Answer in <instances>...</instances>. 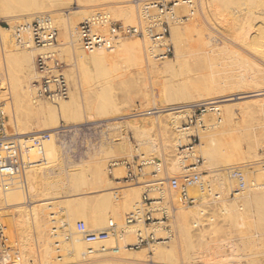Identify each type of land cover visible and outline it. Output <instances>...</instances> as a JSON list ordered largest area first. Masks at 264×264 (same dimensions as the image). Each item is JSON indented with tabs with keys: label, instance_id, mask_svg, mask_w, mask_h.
I'll list each match as a JSON object with an SVG mask.
<instances>
[{
	"label": "rangeland",
	"instance_id": "rangeland-1",
	"mask_svg": "<svg viewBox=\"0 0 264 264\" xmlns=\"http://www.w3.org/2000/svg\"><path fill=\"white\" fill-rule=\"evenodd\" d=\"M38 1L43 2L45 4V7L41 10L44 12H35L33 14H27L30 12L22 11L19 9L18 3L20 2V0H0V31L4 34L10 32L12 35V39L15 42L16 40L14 39V33L17 34V32H21V36L23 34L25 39H27V36H31L32 38L31 30L29 28L28 32H26L25 29H21L20 27L30 24L33 19L40 14H49L51 19L54 17L52 21L57 30V41L55 45L51 47L50 50L55 51V56L57 59H59L61 63L62 73L65 76L69 85L68 97L63 100H70L69 96L72 95L73 102L71 105V110L67 116H64L60 113H51L47 111H44L43 113L34 112L27 107L12 102L15 100L12 95L8 92V88L14 87L16 81H26L25 83H28V85L30 84V86H32V81H34L38 77V73L27 72L25 76L19 69L17 63L12 60L13 58L8 59V57L11 55V47L7 46L5 48L6 50H4L2 47L3 45L0 43V86L4 87L7 91L6 94H3V96H1L0 94V109L3 111L4 116V130L9 136L24 139L31 138L33 135L41 134L44 139L43 146L45 159L44 163L36 164L26 171V189H23L18 185H12L7 188L6 193L8 191L9 193H11V202L13 203L9 206L5 204V206H0V224L3 228L4 240L7 246L10 248L11 252L14 253L13 243L6 232L5 223L11 218V216L8 215L12 213L17 217L18 214L21 213L20 210L23 209L27 214V222L24 224L29 227L28 230H30V232H33L30 233V236H32L31 238H33L31 239V241H33L32 244L34 245H32L34 252L31 253L27 251L24 256L26 264H75L77 260L75 259V257H72L70 253V251L72 252L74 250L73 243L71 242V231L76 230V223L78 221H82L85 224V222L89 221L92 216L101 213L103 214L102 216L105 219L104 222L100 223L96 227H92L91 230H101L107 225L110 220H112L116 224V229L118 231L120 230L121 232L110 236L106 240L97 241L94 245H87L85 246L86 248L90 247L95 250H98V252H105L107 253V255L112 256L116 254L113 248L119 247L120 250H124L125 248H128L125 247L127 244L132 245L136 243L138 233H140L142 237L147 236L151 232L156 238L165 236L166 229L164 226L167 225V228L170 229L171 236L163 243L158 244L157 241H150L149 243L140 245L138 248H128L127 250L132 251V253H134V251L138 252L146 250L145 252L147 253V255L153 256V248L157 246H165L163 253H161L160 256L156 258L158 263L198 264L204 258V246L207 242L206 240H209L211 242V245H214L215 243L219 247L221 245L220 241L222 239H226V237L230 238L234 234H232L229 229V227L231 228V224L233 228L235 226L233 220L234 216L232 215L233 211H228L229 213L226 211H220L217 205L218 202H212L213 200H210V195L208 198H202V200L198 201V198H200L203 193L207 194L208 192L207 187L205 189H201L197 186L199 184L197 183L196 186L199 188L198 191L196 189L197 187H191L189 189V194L196 198V201L194 203H179L177 193L174 195V197L171 196V199L169 200L171 201V205H173L175 209L173 211H169V217L167 220H164L163 222L156 225H148L143 221H139L135 224H130L128 226L125 223V215L141 204V196L144 190L146 189V185L155 177H153L151 174L153 166L148 164L143 166L142 172L140 175H138L136 180L125 182L123 180V177L125 176L126 171L123 163L124 161H132L136 160L137 158H154L162 165V155L160 156V154L156 153V151L150 147V140H153L155 137L157 139L160 138V136H158L159 123L157 119V112L159 110L173 108L185 104L189 105L188 108H179L180 110L184 111V113L186 111H189V113L184 116L181 122V127H189V129L186 130L188 131L186 137L182 138L181 143L183 145L181 144V146H179V150H182V152H186V150H184L186 148L185 146H188L190 142H192V144L194 145L200 143V135L203 132L202 128L205 127L204 117H207L206 115H209V112L212 110L206 109L199 101L200 99L197 95V100L196 97L195 99H193L192 97L186 102L174 101L173 98H175V96L181 97V95L187 94V90H189L190 92L192 91V93H194L196 90L198 92L201 89L202 85H205L203 84L204 82L201 83L203 81V77L206 76L205 78H207L208 80L209 78H211L206 75L207 72L210 76L212 75V77L214 78L210 79H213L215 81L214 82L212 80V82H214L212 83V86L215 85L217 87L218 85V95L221 100L228 101L230 102L228 104H234L235 106L237 104L239 105V103H244L245 100H248V95H251L255 89L252 87L249 88L246 83V85L242 83V87L240 86L241 83L238 82L241 79H239V74L243 72L246 73L243 68L247 67L243 65L245 62H243L244 60H242L241 62V57L239 56L243 53L242 57L245 56L249 57V59L252 58L257 60L262 66H259V68L262 69L264 67V54L256 52L260 48H254L255 46L253 44V47L251 45H243L240 40H238V36L236 35H238L239 31L237 29L242 26L241 23L243 22V25L246 26L247 33L249 29L252 28L250 29L251 31H249V33L251 32L252 34L253 30L258 25L259 27L264 26V24H262L264 23V0H249L250 2L248 0H240L236 3H225L226 6H224L225 4H220L222 6L218 5L217 8H219L220 6V12L218 11L219 9L216 8L217 14H215L214 18L211 15H209L208 18V30L212 32L214 36V42L212 46L209 47L205 44H199V41L197 40L196 36H194L195 38L193 37L194 41H192L193 39L191 38H187L188 40L192 41V43H189L190 41H188V43L191 44V48L185 45V51H187L188 49L187 52H189L188 54L186 53L188 57L184 56V59V57L181 56L183 58L180 57L181 59L179 58L180 60L176 61L177 63L174 64V68L170 69V72L167 71L168 73L165 72V77L162 75L163 77L161 76L160 78H158L156 74L153 75L151 73L153 77L151 75H148V71L145 72V70V74H143L144 72L142 73V70H139L138 67V69L136 70V66H133L131 64L132 61L130 63L132 66L131 68H129L131 69V72H129V69L127 71L124 69V67H126L128 64L125 60L124 62L123 59H119L118 61L115 60L106 62L103 66H94L93 64L88 63L85 64V67L83 65L82 68L81 66H76L73 63V60L70 58L71 55L69 49L71 45L69 44V41H71L70 39H74L77 36V42L79 43L77 27L80 22L86 19L84 18L86 17L84 16L86 14L83 11L90 10L92 13L98 10L107 11L110 14L111 18L117 23L132 25L135 24L137 21V8L136 5L133 3L134 0ZM142 1L146 0H140L139 2ZM191 1L192 8L188 7L189 5L186 2L184 3V7L180 6V8L177 7L176 9L174 8L175 10H173V16L175 18L176 16L177 18L179 17V19L181 20L180 22L182 23L188 22L187 14H189V9L196 10L195 7L197 6V0ZM241 2H243L244 5ZM130 7L134 9V19L132 16V18L130 16L126 17L130 14L128 12ZM82 8H84V10ZM241 10L242 13L245 14V17H243L244 14L240 13ZM250 10H253L255 13L253 11L252 13ZM217 11L219 13L223 11V13L219 14ZM247 12H249L248 16ZM250 13H252V15L257 14L256 16L258 17L260 15L263 20L260 17L254 18L255 15L252 16ZM240 16L242 17V20L240 19ZM249 16H252L251 20H247L250 19ZM253 18L255 20H252ZM246 21L248 22L246 23ZM171 22L172 21H170V27ZM250 22L253 23L250 24ZM237 24H240L239 27L237 26ZM247 24H250L249 27ZM211 25H213L214 27H212ZM74 31H76V35L73 33ZM28 33L31 35H29ZM169 33V41L172 44L173 53L167 58L176 59V47H174L175 42L171 37V28L169 29ZM64 38H66V40H64ZM118 40H144V38L128 36L120 38ZM146 40L149 41V39L147 38ZM117 41H115V43H117ZM67 42L69 44V48L68 45H61ZM147 42V45L150 44L148 48H151V41H149V43ZM115 43L113 44V48ZM195 44L198 45L195 46ZM221 44L227 46L222 47ZM32 45H34L33 42ZM64 47H67L69 52L63 51L64 49L62 48ZM202 48H209L210 51L203 50ZM231 49H234L233 51L235 52L232 51L231 53ZM251 49H253V51H256L252 52ZM7 50H9V52H7ZM41 51L43 52L45 51V49H36L35 55ZM146 51L148 52L147 55L145 51L144 53H142L144 60L146 58L152 57L151 50ZM190 51H192V53ZM206 51H208L207 56L209 55L208 57H211V61L210 58L206 56ZM215 51H218L220 54ZM214 53L216 55H214ZM8 54L10 55L8 56ZM149 55L151 57H149ZM257 55H259V57H262L263 59L259 58ZM204 57L206 59L208 58L209 60L207 59V61ZM221 57H223V60ZM236 57L237 59H235ZM164 59H158L157 61L161 62V60ZM214 60L218 62H214ZM200 62L203 64H201ZM218 63H220L219 65H221L223 68L219 66ZM207 67L209 68V70H207ZM225 69L229 71H226ZM66 70H68V72L72 71L70 72L72 73L71 79L68 77V73ZM123 70L126 72V74L130 73L131 76L130 74L126 75L125 73V75H122V73L124 72ZM132 70L136 73H134ZM220 70H222L223 73L221 72L220 74ZM137 71L139 72L137 73ZM249 71L252 72V70ZM200 73L204 75L202 76ZM228 73H230V75ZM261 74L255 72V77L256 75L260 76V78L263 77L261 79H258V77L257 81H262L264 79V73L262 74V76ZM215 78L218 80L221 79L219 81L217 80L221 84L216 82ZM232 78L234 79V81H232ZM207 79L205 83H208ZM210 80L209 83L211 82ZM208 85H211V83ZM220 85L223 88H220ZM225 85L229 86L226 87ZM262 85L263 83L257 88V90L263 88ZM224 87H226V89ZM197 88L200 89L198 90ZM185 91H187V93H185ZM32 93H34V90H32ZM32 96L34 99H36L35 94H33ZM37 101H41V103L48 105H56L55 103L52 104L50 101L45 99H38ZM237 115H239L238 111H236V116ZM38 119L44 120L46 122V125H44L43 127H38L36 125ZM54 128L56 129V133L47 132L49 129ZM190 135H194L195 142L192 141V138L190 139ZM139 140L141 142H144V140L147 142L140 143ZM118 141H124L126 143V145L130 148V154H123L122 152L116 150L117 148L115 147L116 143L118 144ZM157 141H161V139ZM194 148H196V146ZM172 154L173 153L170 149L163 151V155H165L163 157L165 158H171ZM166 155H168V157H166ZM30 157L31 159H41L40 156L38 157V155H36L34 151L30 153ZM195 157L200 158V162L196 170L200 171L201 175H209L210 173L208 171L212 169L213 171H211L213 172V175L211 174V177H214L215 170L217 172L218 170H221L224 166V164L218 162L213 168L211 167V169H205V167H203L204 159L202 152L200 151V149H197V151L192 157H187L185 158L184 162H181V165L184 167L182 169L183 171L181 170L180 172L178 171L174 174L168 173L166 171L163 172V174H161L160 176H181L187 173L189 171L188 169H186L187 165H190L192 162H194ZM217 164L220 165L218 166ZM98 169L105 170L106 178L108 180L107 182L98 183L96 181V178L95 180L92 178L93 172ZM218 174H220L221 176V172H218ZM91 178L94 181H92ZM216 178L220 182V177H217V173L216 176L212 179L213 181L210 178L209 182H217ZM233 178L234 180H236L234 181V186L232 187V190H230L227 194L229 199H232L235 193L239 192L236 191L239 179L235 177ZM243 180L245 181L246 178H243ZM218 184V182L215 183V187H217V189H219ZM244 184L246 185V183ZM213 186L214 185L212 183L209 187L211 188ZM0 189L3 190L1 186V181ZM217 189L214 188L215 191H217ZM115 191H118L117 197H114ZM160 195L161 194L157 191H149L148 193V196L151 198H155ZM0 196L3 197L2 195ZM68 203H70L69 207L66 206L68 205ZM162 203L152 204L151 207H159ZM195 204L197 205L195 207H192L193 211H190L191 208L189 206H194ZM178 206H182L183 209L189 211L184 221V236H181V234L179 233V225L176 222L175 213L176 208ZM15 208H17L18 210ZM67 210L69 213L66 212ZM100 210H102V212ZM70 211L73 212V215ZM211 215L214 218V221L218 223V226L215 229L216 231H207L209 226H205L207 229H205L204 227V225L208 224L207 222ZM5 216L9 219L6 220ZM35 216H38L41 224L48 226L47 233L49 234V246L52 249L50 262H43L38 258L37 255V243L35 240L36 238H34L36 237V235H34L36 233L33 227V220ZM152 216L159 218L161 216V213L159 210L153 211ZM227 224H230V226H228ZM88 227L90 228L91 226ZM88 227L86 228L88 229ZM24 234H22V236H24ZM77 234L80 235L78 232ZM80 237L82 236L80 235ZM211 237L212 239H209ZM211 240L214 242H212ZM238 244L240 246V241L238 242ZM241 245L242 247H240L243 248L244 251L245 249L242 242ZM244 245L246 247V244ZM240 247L238 249L239 253H241ZM247 247L249 246L247 245ZM102 248H105V251H100V249ZM243 251L242 253L248 251V248L246 249V251ZM224 254L225 253L221 252V255ZM65 255H67V257ZM151 256H148L147 259H153ZM13 260L14 264L19 263L18 259ZM146 264H150V262L147 261Z\"/></svg>",
	"mask_w": 264,
	"mask_h": 264
},
{
	"label": "bare ground",
	"instance_id": "bare-ground-1",
	"mask_svg": "<svg viewBox=\"0 0 264 264\" xmlns=\"http://www.w3.org/2000/svg\"><path fill=\"white\" fill-rule=\"evenodd\" d=\"M136 1H140V0H136ZM183 1L179 0L180 4L178 3L174 8L175 9L177 7L180 8V6L184 7L185 2H183ZM190 1H188L187 4L189 5L188 7L192 8V4H191L192 1L191 2ZM238 1H240V0H197V4H196L197 6L195 7L196 10L195 9L194 10L189 9V11H188L189 12V14H187V18H188L187 21L188 22L182 23V22H180L181 20L179 19V17L178 18H177V16H176V18L174 17V19H172L170 28H171V37L175 42L174 47H176L175 48L176 59L166 57V59L161 60V62L160 61L158 62L157 61L158 59H156L154 54H153V48H152L153 46L151 44V48H148L150 44L149 45L146 44V42L148 41V40H146V38H144V40H126V41L125 40L119 41L117 39L119 42L116 40L117 43H115L114 48L112 46V48L108 49V51L100 50V48H95L93 50H89L86 52V50L81 46V44H79L80 42L79 43L77 42V38H76L77 36L74 39H70L68 37L71 40V41H69V44L71 45V47L69 49L70 55H71L70 58L73 60V63L76 66H81L82 68H83V65L85 67V64H88V63H91L94 66H103V65H105L106 62L115 61V60L118 61L119 59L120 60L123 59V61L125 60L128 64L127 65L128 67L126 66V64H125L126 67H124V69L126 71L129 68H131V66L133 65V66H136V68H135L136 70L138 68H139V70H142L141 71L142 73L145 70V72L148 71V75H151L153 77V75L156 74V76L158 78H160L162 75L164 76V74H166L165 72H167V71L170 72V69L174 68L173 66L175 63H177L176 62L177 60L179 61L184 56H187L186 53L188 54L189 52H187L188 49H187V51H185L186 50L185 45H187V47L191 48L190 47L191 44H189V43H192V41H194V39H193L194 36H196L197 40L199 41V44H205L209 47L212 46V44L214 42V36H213L212 32H210L208 30L209 15H211L214 18L215 14H217L216 8L220 4L236 3ZM252 1H254V0H252ZM241 3L244 5L243 2H241ZM248 3H246V4H248ZM92 4H95V3H92ZM226 4L224 6H226ZM90 6H92V5H90ZM220 6H222V5H220ZM220 6H219V8H220ZM18 7L22 11H29L30 12L27 14H33L35 12H44L41 10L45 7V4L43 2L38 1V0H20V2L18 3ZM188 7H187V9H188ZM219 8H217V9H219ZM82 9L84 10V8H82ZM133 10L134 9L130 7L129 11L127 10L130 14L128 13L129 15L126 17H129V16L133 17V15H134ZM248 10H249V8H248ZM257 10H258V8H257ZM85 11H83L86 14V15H84L86 17H84V18L88 19L92 15V12L90 10H85ZM127 11H126V15H127ZM218 11L220 12V9ZM243 12H244V10H243ZM249 12H247V16H248ZM222 13H223V11L219 14H222ZM240 13H242V10ZM252 13H250V14L252 15ZM242 14H244V13H242ZM176 15H178V14H176ZM237 15H239V14H237ZM254 15H252V16H254ZM256 15L254 16V18L258 17ZM9 16H11V15H9ZM252 16H249L250 19H247V20H251ZM243 17H245V14ZM259 17H260V15H259ZM254 18L252 20H255ZM127 19H129V18H127ZM133 19H134V17H133ZM240 19L242 20V17ZM261 19H258V20H261ZM247 22L248 21H246V23ZM252 23L250 22V24H252ZM209 24H210V22H209ZM211 24H213V23H211ZM243 24H244V22L241 23V25H242L241 27H239L240 24H237V26L239 27V29H237V30H239L238 35H236V36H238L237 37L238 40H240V42L243 45H249V46L251 45L252 46V44H253L255 46L254 48H256V49H258V47L260 48L257 51L256 50L253 51V49H251L252 52L256 51V52H259L261 54H264V28H263L264 26L259 27V25H258L253 30V34H252L251 32L249 33V31H251L250 29H252V28H250V29L248 28L249 31L247 33L246 26H244ZM250 24H247L248 27ZM262 24H264V23H262ZM27 25H29V24H27ZM27 25H25V26H27ZM222 25H224V24H222ZM211 26L214 27L213 25H211ZM252 26H250V27H252ZM218 28H220V27H218ZM22 29H25L26 32H28V26L24 27ZM65 32H67V31H65ZM73 33L76 35V31H74ZM222 33H224V32H222ZM70 34H72V33H70ZM29 35H31V34H29ZM14 37H15L14 39L16 40V42L13 41L12 35L10 32L7 34H4L0 31V43L3 45L2 46L3 49L6 50L5 48L7 46L11 47L10 48L11 50L9 49L11 55L8 54V56L10 55L9 56L10 58L7 56L8 59L13 58L12 60H14L17 63L19 69L22 71V73L24 75L27 74V72H29V73L37 72V70L35 68V63H34V56L36 53L35 52L36 49H39V48L32 45L31 36H27V39H25L23 34L21 36V32L20 33L17 32V34L14 33ZM64 37H65V35H64ZM187 38H189V39L191 38L193 40L191 41V40H188ZM64 40H66V38H64ZM184 41L185 42L187 41V42L185 43ZM188 41H190V42L188 43ZM63 43H64V41H63ZM147 43H149V41ZM69 44L67 42V43L61 44V45H66V46L68 45V48H69ZM197 45L195 44V46H197ZM221 46L223 47L224 45L221 44ZM226 46L227 45H225L224 47H226ZM199 47H201V46H199ZM66 48L65 47L62 48V49H64L63 51H68V48L67 49ZM202 49L210 51L209 48L208 49L202 48ZM9 50H7V52H9ZM146 50H149V51L151 50V55L153 58L149 55V57H151V58H146L144 60L142 53H144V51H145L146 55H147L148 52ZM233 50L234 49H231L230 52L232 53ZM190 52L192 53V51H190ZM207 52L208 51L205 52L206 56H207ZM215 52H218V51H215ZM233 52H235V51H233ZM193 53H194V51H193ZM219 54H218V56H219ZM242 54L239 57H241V62H242V60H244L243 62H245V63L243 65L247 66L246 68L244 66H243L244 68L242 67L243 70L246 71L247 74L245 72L241 73L242 71L239 72V73H241V74H239V76H240L239 79L240 78L241 79H240V81H238V80L237 81L241 83L240 86H242L243 84L246 83L247 86H249V88L252 87L256 90V91L254 90V92L251 95H248V98H247L248 100H245L244 103L241 102L242 104L239 103V105L237 104L236 106L234 104H228V103H230L228 101L221 100L219 98V95H218L219 94V87H218V85H217L218 88L215 85L212 86L213 85L212 83L215 82L213 80L214 78L212 77V75L210 76L207 72L206 75H208V77L213 78L212 80L214 81V82H212V80H210L211 78H209V80L211 81L210 82L211 85H208L210 83H209V80L207 78H205L206 77L205 76V77H203V79H202L203 81L201 82V83L204 82L203 84H205V85H202L200 83L202 85V87L200 86L201 89L199 88L200 89L199 90L197 88L200 92L199 91L197 92V90L195 89L196 91L195 92L193 91L195 93V95H194V93H192V91L190 92L189 90H187L188 93H187V91H185V93H187V94H183V95H181V97L175 96V98H173L174 101L186 102L188 99H191L192 97H193V99H195V97H196V100H197V96H198V98L200 99V100L199 99L198 100L201 102V104L206 109L213 111V112L210 111L211 113L209 112V115H206L207 117H204L205 127L202 128L203 132L200 135V137H201L200 143L193 145L191 147H186L187 146L186 145L185 146L186 148L184 149V150H186V152H182V150H179V146H181V144H182L181 143L182 138L186 137V134L188 133V131H186V130L189 129V127H181V122H182L184 116L189 113V111H186L184 113V111L180 110L179 108H183V107L188 108L189 105H186V104L181 105V106H176L173 108L159 110L157 112V114H158L157 119H158V123H159L158 136H160V138L159 137L158 138L161 139V141H157L159 139H157L156 137L153 140H150V144H151L150 147L153 150H155L156 153L160 154V156L162 155V171L163 172L167 171L168 173H171V174H174L178 171L180 172L184 168L181 165V162H184L185 158H187V157H190V156L192 157L195 154V152L197 151V149H200V151L202 152L203 159H204V161H203L204 166L203 167H205V169H208V168L211 169V167L213 168L214 166H216V163H218V162L224 164L223 167L221 166L222 167L221 170L217 169L218 171L216 172V170H215V173H214L215 176L217 173V177H220V182L216 178L217 182L219 183L218 184L219 189H217V187H215V183H217V182H212L214 186L211 188L209 187L212 184L209 182L210 178L212 180L215 177V176L214 177L212 176L213 178L211 177V174L213 175L212 169H211L212 171L211 170L208 171L210 173V174L208 173L209 175H206V174L201 175L200 174V181L198 182L199 184L198 185L196 184V185L201 189L202 188L205 189L207 187L208 193L204 194L202 192L203 194L201 193L202 195L200 198H198V201L202 200V198L203 199L208 198L210 195L211 196L210 200L211 201L213 200L212 202H218L217 205H218V208L220 209V211H226V212L233 211L232 215L234 216L233 220L235 223V226H234L235 229L232 227V224H231V228L229 227V229L232 232V234L234 233L233 235H235V236L232 235V237H230V238L226 237V239L225 238L222 239L220 241L221 245L219 247L215 243H214V245H211V242L209 240H206L207 242L204 246L205 255H204V258L198 264H264V81H263L264 79L262 80L263 82L261 80L257 81L258 77H259L258 79H261L263 77L260 78V76H257V75H256V77L254 76L255 72H258V74H261V73L263 74L264 73V67L262 69H260L259 66L262 67L260 65V62H258L255 59H252V58L249 59V57H245V56L242 57ZM254 54H256V53H254ZM192 55H194V54H192ZM214 55H216V54L214 53ZM244 55H247V54H244ZM181 56H183V57H181ZM189 56H191V55H189ZM257 56L259 57V55H257ZM146 57H148V56H146ZM223 57H221L222 60H223ZM208 58H210V61H211V57H208ZM259 58H262V57H259ZM184 59H185V57H184ZM235 59H237V57ZM131 61H132V63H131ZM215 61L216 60H214V62ZM214 62H213V64H214ZM216 62H218V61H216ZM201 64H203V63H201ZM219 64L220 63H218V65ZM222 65H224V64H222ZM219 66H221V65H219ZM203 68H205V67H203ZM129 70H130L129 72H131V69H129ZM207 70H209V68ZM249 70H252V72ZM66 71L68 73L67 74L68 77L71 79L72 73H70V72H72V71H70V72H68V70H66ZM226 71H229V70H226ZM138 72L139 71H137V73ZM145 72L143 74H145ZM210 72H211V70H210ZM221 72H222V70H220V74H221ZM259 72H261V73H259ZM124 73L126 74V72L124 71L122 73V75ZM134 73H136V72H134ZM129 74L130 73H128L126 75H129ZM228 74L230 75V73H228ZM262 74H261V76H262ZM130 76H131V74H130ZM263 76H264V74H263ZM127 77H129V76H127ZM229 77H231V76H229ZM235 77H236V75H235ZM206 79L208 80L207 81L208 83H205ZM217 80L218 79H216V82H218L221 79H219L218 81ZM225 80H226V78H225ZM232 81H234V79ZM25 82L26 81H16L14 87L8 88V92L12 95V97L16 101V102L15 101H12V102L20 104L21 106L27 107L34 112L43 113L44 111H47V112H51V113H60L64 116H67L69 114V112L71 110V105L73 102L72 101V99H73L72 95L69 96L70 100L69 99L60 100L57 103H55L56 105L44 104V103H41V101L38 102L37 98H36L37 100L33 98L32 95L34 93H32V90H34V88L32 86H30V84L28 85V83H25ZM218 83L221 84L220 82H218ZM262 83H263V85H262L263 88L257 90V88ZM227 86H229V85H227ZM197 87H199V86H197ZM226 87H224V88L226 89ZM230 87H228V88H230ZM220 88H223V87H221V85H220ZM245 88H247V87H245ZM6 92H7L6 89L4 87L0 86L1 96H3V94H6ZM215 94H216V96H215ZM237 96H239V95H237ZM236 108H237V110H236ZM236 111H238V113H239V115H237V116H236ZM45 123L46 122L44 120L38 119L36 122V125L38 127L39 126L43 127L44 125H46ZM55 130H56L55 128L49 129L47 132L56 133ZM5 137H11V136L7 135L5 132ZM21 139H24V138H21ZM28 139H30V138H28ZM28 139L26 138L24 140H28ZM139 142L144 143L147 141L144 140V142L143 141L141 142L139 140ZM195 146L197 149L194 148ZM115 148H117L116 150L122 152L123 154H126V153L130 154V148L126 145V143L124 141H118V144L116 143ZM169 149L173 153L171 155V158L170 157L169 158L163 157V156H165V155H163V151L169 150ZM167 152H169V151H167ZM166 157H168V155H166ZM33 161H34V163L29 168H31L32 166H34L36 164L44 163V161H45L44 154H43V157L41 159L36 158V159H33ZM217 165L219 166L220 164H217ZM231 167H238L239 169H241V171L243 172L242 173V179L246 178V180H245L246 182L244 181V183H246V185L244 184L242 186V188H240V191L236 192L234 197H232V199H229L227 194L230 190H232V187L234 186V181L236 180V179L234 180V178H231L227 173V170ZM29 168L27 170H29ZM218 172L219 173L221 172V176H220V174H218ZM92 178L94 180L96 178V181L98 183L108 181L106 178V172L104 169L95 170L93 172ZM92 178H91V180H92ZM94 180H92V181H94ZM97 182H95V183H97ZM12 185H14V184H11V186ZM196 185H194L195 187L192 186V188H196L197 187ZM9 187L10 186H8L6 188L2 187L3 190L0 189V195L3 196V197L0 196V206L1 207L4 204L9 206L10 204L13 203V202H11V200H12V198H11L12 196L10 195L11 193H9V191L6 193L7 188H9ZM198 187L196 188L197 191L199 189ZM145 188L149 189L150 191L155 189L154 185H152L150 183H148ZM214 188L217 189V191H215ZM117 192L118 191L114 192L115 193L114 197H117ZM170 194H171V196L174 197V195L176 194V191H172V192H170ZM152 199H155V198H152ZM169 199H171V198H169ZM207 201H209V200H207ZM70 203H72V202H70ZM70 203H68V205H66V206L69 207ZM198 203H200V202H198ZM208 203H210V202H208ZM196 205L197 204H195L194 206H189L191 208L190 211H193L192 207H195ZM18 207H19V205H18ZM181 207L182 206H178L177 207L178 210L176 208L175 216H176V222L179 225V230H180L179 233L181 234V236H184V232H183V227L185 224L184 221H185V218L188 215L189 211L185 210V209H183V207L182 208ZM15 209H17V208H15ZM17 210H16V212H17ZM19 210H20V208H19ZM69 210H70V208H69ZM100 211L102 212V210H100ZM20 212L21 213H19L17 217H16V215H14L12 213L10 215H8V216H11L10 219L5 216L6 220L9 219L6 221L5 224H6L7 235L10 238V240L12 241L13 247H14V253H12L10 255L11 259L12 260L18 259L19 260L18 264H26V260H24L25 259L24 256H25L26 252L27 251L31 252V253L34 252V249H33L34 245L32 244L33 241H31V239H33V238H31L32 236H30V233H33V232H30V230H28L29 227L24 224L27 222L26 212L23 209H21ZM66 212L69 213L68 210ZM70 212L73 215V212L72 211H70ZM214 212H216V211H214ZM1 215H2V213H1ZM102 215L103 214L98 213V214L92 216V218H90L89 221L85 222L86 227L91 226L90 228L88 227V229L91 230L92 227H96L100 223H103L105 219ZM205 222H207V221H205ZM207 223L208 224L204 225V227L209 226L207 231L215 230L218 226V223L214 221V218L212 217V215L209 217V220ZM234 223H233V225H234ZM33 225H34L33 227H34V230L36 233V234H34V235H36V237H34V238H36L35 240L37 243L36 249H37L38 258L45 263L50 262L52 249L49 246V244H50L49 237H48L49 234L47 233L48 226L41 224L38 216L34 217ZM126 225L129 226L130 224L126 223ZM228 226H230V224ZM205 229H207V228L205 227ZM22 234H24V236H22ZM205 237H206V234H205ZM209 239H212V237ZM238 240L240 241L241 247H242L241 242L243 243V246L245 249L244 251H246L247 248H248V251H246V252L243 251V248H241L238 244V242H239ZM236 241H238V242H236ZM71 242L73 243L74 250L72 252L70 251V253H71L72 257H75V259L77 260L75 264H146L147 261H149L150 264H160V263H158L156 258L159 257L160 254L163 253V251L165 249V246L164 247L163 246L162 247L157 246V247L153 248L154 249V255L151 256V255H147V253L145 252L146 250L138 251V252L134 251V253H132V251L127 250L128 248L127 249L125 248L124 250H120L119 247H115V248H113V250L116 254L111 256V255H107V253H105V252H98V250H95V249L90 248V247L86 248L85 246L94 245L96 242L86 243L82 239V237H80V235L77 234L76 230L71 231ZM212 242H214V241H212ZM157 243L159 244V243H163V242H157ZM244 244H246V247H247V245L249 247L246 248ZM221 247H222V250H221ZM239 247L241 248L240 249L241 253L238 252ZM101 250L105 251V248L100 249V251ZM242 251L244 253H242ZM221 252H223L225 254L221 255ZM65 256L67 257V255H65ZM148 256H151L153 259L148 260L147 259ZM70 259H72V258H70ZM5 262H6V257L3 254H0V264L5 263ZM181 264H184V263H181ZM191 264H193V263H191Z\"/></svg>",
	"mask_w": 264,
	"mask_h": 264
},
{
	"label": "built area",
	"instance_id": "built-area-1",
	"mask_svg": "<svg viewBox=\"0 0 264 264\" xmlns=\"http://www.w3.org/2000/svg\"><path fill=\"white\" fill-rule=\"evenodd\" d=\"M183 1V0H182ZM190 0H184L187 2ZM191 2V1H190ZM133 3L137 8V21L135 24L126 25L114 21L107 11L98 10L92 15L78 24V40L81 46L86 50L100 48L104 50L111 49L115 41L122 37L134 36L138 38H147L151 41L153 54L156 59H164L173 53V47L169 41L170 21L174 19L173 10L179 3V0H146L136 1ZM31 30L32 42L35 47L45 49L39 52L34 57L35 68L38 77L32 81L34 94L37 99H45L51 103H57L60 100L67 98L69 85L62 73L61 63L55 56V51L50 50L56 43L57 30L52 19L48 14L37 15L33 21L27 25ZM27 26H21L24 28ZM3 111L0 109V181L3 188L18 185L26 189V171L34 163L30 157V153L34 151L36 155L43 157L44 146L43 136L41 134L33 135L30 139L24 140L18 137H5L3 125ZM195 142L194 135H190V139ZM190 144L186 147H191ZM200 158L195 157L194 162L187 165L189 170L181 176H166L163 175L162 165L155 160L139 159L132 161H124L126 174L123 177L125 182L134 181L141 174L143 166L152 165L151 174L155 177L148 183L154 185V190L160 193V196L152 199L148 196L149 189H145L141 196V204L129 211L125 215V222L135 224L143 221L148 225H156L168 219L169 211H173L175 207L171 205L170 192L176 191L179 203L192 204L196 198L189 194V189L196 185L200 180V171L196 168L199 165ZM228 175L233 178H238L239 183L236 191L244 185L242 179V171L238 167H231L227 170ZM145 184V183H144ZM167 196V197H166ZM164 200V201H163ZM156 202V203H154ZM164 202V203H162ZM162 203L159 207L152 208V204ZM159 210L161 216L153 217V211ZM166 235L163 237H154L153 233L142 237L138 233L136 243L125 247L130 249L138 248L140 245L149 243L150 241L164 242L171 236L170 229L167 225L164 226ZM76 230L82 236L86 243L103 241L118 232L116 224L110 220L107 225L101 230H88L82 221L76 223ZM0 254L6 257V262L2 264H14L11 259L12 254L7 246L3 228L0 224Z\"/></svg>",
	"mask_w": 264,
	"mask_h": 264
}]
</instances>
